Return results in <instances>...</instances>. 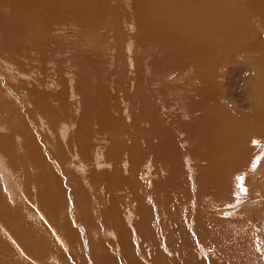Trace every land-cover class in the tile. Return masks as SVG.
Returning <instances> with one entry per match:
<instances>
[{
    "label": "rangeland",
    "instance_id": "374dc122",
    "mask_svg": "<svg viewBox=\"0 0 264 264\" xmlns=\"http://www.w3.org/2000/svg\"><path fill=\"white\" fill-rule=\"evenodd\" d=\"M263 51L264 0H0V264H264Z\"/></svg>",
    "mask_w": 264,
    "mask_h": 264
},
{
    "label": "bare ground",
    "instance_id": "6f19581e",
    "mask_svg": "<svg viewBox=\"0 0 264 264\" xmlns=\"http://www.w3.org/2000/svg\"><path fill=\"white\" fill-rule=\"evenodd\" d=\"M219 0H216V2H218ZM223 1V0H222ZM233 1H236V0H233ZM239 1V0H238ZM220 2H221V0H220ZM252 3H253V1H252ZM234 8V7H233ZM186 9V8H185ZM208 10V9H207ZM190 12L188 13V14H190L188 17L190 18L191 16H192V14H195V12H196V14H200L201 15V12L200 11H194V12H191V10H189ZM198 12V13H197ZM208 13V12H207ZM216 14V13H215ZM223 14V13H222ZM204 16V15H203ZM216 16V15H215ZM221 16V15H220ZM238 16V18H240V16H239V14L237 15ZM242 16V15H241ZM244 16V15H243ZM206 17V16H205ZM226 17V16H225ZM217 18H218V16H217ZM220 18V17H219ZM186 19H188L187 18V15H186ZM226 19V18H225ZM242 19V18H241ZM232 20V19H231ZM233 20H234V18H233ZM232 20V21H233ZM238 20V19H237ZM204 21V20H203ZM208 21V20H207ZM206 21V22H207ZM231 21V22H232ZM239 21V20H238ZM227 22V21H226ZM238 23V22H237ZM206 24V23H205ZM239 24V23H238ZM242 24V23H241ZM240 25V24H239ZM205 27H207V25L205 26ZM174 28V27H173ZM172 28V29H173ZM200 28H201V26H200ZM202 28H203V26H202ZM201 28V29H202ZM233 28V27H232ZM234 30V29H233ZM202 31H204V30H202ZM214 31V30H213ZM169 33V32H168ZM195 33V32H194ZM206 33V32H205ZM200 34V33H199ZM199 34H197V35H199ZM175 35V34H174ZM201 35V34H200ZM228 35V34H227ZM194 36V35H193ZM192 36V37H193ZM196 36V35H195ZM203 36V35H202ZM190 39L192 38V37H190V36H188ZM204 37V36H203ZM195 38V37H194ZM193 38V39H194ZM209 38H210V36H209ZM192 39V40H193ZM257 39V38H256ZM195 40V39H194ZM205 40V39H204ZM201 42V41H200ZM255 42H256V46H259V47H261V44H260V41L257 39V40H255ZM253 47V46H252ZM251 47V48H252ZM261 49H262V47H261ZM253 50V49H252ZM259 51L260 50V48H258L257 49V47H256V49L254 50V51ZM263 54H264V51H263ZM262 75V74H261ZM247 80H249L250 81V78L249 79H247ZM262 83V82H261ZM256 92V91H255ZM253 93V92H252ZM8 130H10V129H8ZM9 134V133H8ZM1 135H3L2 133H1ZM6 136H8V135H6ZM224 137V136H223ZM9 139V138H8ZM217 140V139H216ZM7 141V140H6ZM224 141V140H223ZM226 141V140H225ZM5 144H6V142H4ZM1 158V157H0ZM52 160V159H51ZM98 161V160H97ZM28 163V162H27ZM98 163H99V161H98ZM3 166H4V164H3ZM99 166V165H98ZM78 167V166H77ZM83 167V166H82ZM72 169V168H71ZM4 170V169H3ZM4 172V171H3ZM5 173L7 174V171H6V169H5ZM3 175H1V176H3L4 177V179H6V174H4V173H2ZM4 179H3V181H4ZM6 181V180H5ZM4 181V182H5ZM39 191V190H38ZM42 192V191H41ZM52 202V201H51ZM37 205V204H36ZM37 207H39L38 205L36 206V208ZM40 211V210H39ZM38 210H37V212H36V214L34 215V217L36 218V219H39L40 218V220H41V216H43L41 213L42 212H39ZM49 212V211H48ZM49 215V214H48ZM51 218V217H50ZM45 219V217L43 216V220ZM45 221H47V223H49V225H50V227L52 228L51 229V232L53 233L52 234V236L54 235L55 236V238L56 239H58V240H60V241H62L65 237H64V235H66V234H64V235H61L60 233H58V229L56 230V228L52 225V223H50V219H49V221L47 220V219H45ZM40 222V221H39ZM74 222V221H73ZM48 225V224H47ZM60 234V235H59ZM53 236V237H54ZM64 241H65V239H64ZM67 244V243H66ZM40 246V245H39Z\"/></svg>",
    "mask_w": 264,
    "mask_h": 264
}]
</instances>
